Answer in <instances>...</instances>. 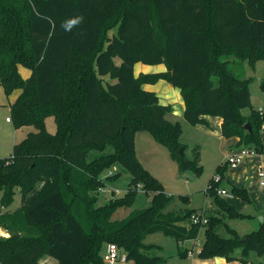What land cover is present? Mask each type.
<instances>
[{
    "label": "trees",
    "instance_id": "16d2710c",
    "mask_svg": "<svg viewBox=\"0 0 264 264\" xmlns=\"http://www.w3.org/2000/svg\"><path fill=\"white\" fill-rule=\"evenodd\" d=\"M76 17L81 23L66 30L65 22ZM231 55L251 64L264 59V0H0V82L7 94L21 89L12 104L16 127L36 129L0 158V225L14 232L0 235V264H36L45 254L57 264H102L100 251L109 242L127 261L166 264L146 252L144 237L163 231L184 242L198 239L202 228L200 259L264 264L248 259L250 250L264 255V222L245 236L227 224L231 237H224L220 221L206 212L207 223L191 221L194 209L164 212V186L135 153L136 133L147 130L181 169H201L179 151L185 147L181 123L168 117L172 106L144 87L160 79L180 89L189 123L208 125L204 115L219 116L224 137H239V148L264 153V111L242 114L251 104L250 80L228 65ZM138 62L164 63L167 70L136 75ZM50 114L54 133L45 125ZM106 143L113 153L88 159ZM115 161L129 170L132 183L124 196L95 206L105 186L100 175ZM227 169L228 163L219 165V184L211 179L207 190L234 218L240 213L215 190L222 180L230 183ZM230 184L247 197L246 186ZM140 187L152 192L153 205L114 219ZM17 190L21 205L11 209ZM183 220L189 225L179 224ZM237 247L241 257L234 255Z\"/></svg>",
    "mask_w": 264,
    "mask_h": 264
},
{
    "label": "rangeland",
    "instance_id": "374dc122",
    "mask_svg": "<svg viewBox=\"0 0 264 264\" xmlns=\"http://www.w3.org/2000/svg\"><path fill=\"white\" fill-rule=\"evenodd\" d=\"M228 65L234 70L238 77L241 79H249V90L251 96V104L242 110V114L248 116L253 110L259 107H264V90L261 83L264 79V59H258L253 64L248 60H242L234 55L225 56ZM156 69L153 71H161L166 68ZM20 66V65H19ZM24 69L25 67L22 66ZM20 68V67H19ZM136 67V72L138 73ZM27 70V68L25 69ZM26 72V71H25ZM22 75V73H21ZM23 76V75H22ZM146 89L152 87L158 89V93L163 99L165 97H174L172 88L174 87L168 81L161 80L158 84H149L144 86ZM171 87V88H169ZM169 88L170 91H167ZM19 91L21 89H18ZM16 91V92H19ZM16 92L7 94L4 86L0 82V158L9 157L14 149L16 143H20L30 131H36L33 126H20L16 127L15 120L12 113V101L14 100ZM169 95V96H167ZM170 120L181 124V133L179 141L185 147L184 153L186 159H191L197 162L201 169L197 171L195 167L188 169H181L178 161L173 158L168 146L156 140L153 133L147 130H139L135 137V153L138 160L148 171L160 180L164 186V190L168 195V201L165 204L164 212L183 213L187 210H204L206 213L214 216L220 221L218 225V232L224 237H231V229L236 230L241 236L258 229L259 219L257 217L260 211H264V187L261 186L259 180L255 177L257 174L258 166L253 168L248 163V159L256 158L248 157L244 164H239L233 168L228 164L226 177L231 178L234 182L243 181L239 173L242 168H247V197L235 194L232 191V186L227 180H222L215 190L217 196L224 197L236 210L240 213L239 216L231 218L228 211L222 206L216 204V199L211 196L207 188L210 180L213 179L215 184H219L214 179L217 174L218 167L221 163H225L228 155L236 151L232 145L233 139L230 137H223L219 128L215 125H193L189 123L184 117L178 118L173 115L168 116ZM9 118V119H8ZM13 118V119H12ZM248 123V122H247ZM249 124V123H248ZM46 129L50 133H54L57 129L54 115L50 114L45 119ZM249 131V128H245ZM115 151V147L111 143H106L102 148H93L89 154L88 159L109 155ZM242 165V166H241ZM109 172H112L109 174ZM105 183V186L100 191L99 198L95 202V206L107 203L114 197H122L126 193L129 185L132 183V175L129 170L119 161L113 162L107 167L100 175ZM226 189L232 193V197L223 196L219 190ZM91 194H95L93 191ZM1 198V193H0ZM21 193L16 191L15 200L10 206L11 209L18 208L21 205ZM153 205V194H149L145 189L140 187L137 196L128 207L119 208L114 219H121L128 216L135 210L144 209ZM0 208V212L4 211ZM179 224L189 225L188 220L180 221ZM6 225H0V235L10 236L11 231L8 230ZM205 239V228L200 230L198 240L193 241L194 250L193 255L186 254L185 247L191 245V241H184L179 243L177 239L163 231H155L147 234L144 237V243L148 246L146 252L152 256L162 257L166 264H198V253L202 247ZM100 254L104 251V247ZM243 252L242 247H237L234 251L236 257H241ZM248 259L254 262L264 263V255H258L255 250H250ZM242 264L240 261L227 262L222 258L211 259L209 264ZM36 264H57V260L49 255H43ZM105 264V263H102ZM117 264H135L133 260L129 259L126 262H119Z\"/></svg>",
    "mask_w": 264,
    "mask_h": 264
},
{
    "label": "crops",
    "instance_id": "0c3cea01",
    "mask_svg": "<svg viewBox=\"0 0 264 264\" xmlns=\"http://www.w3.org/2000/svg\"><path fill=\"white\" fill-rule=\"evenodd\" d=\"M162 64H164V63H161V64H145V63H141V62H138V63H136V65H135V69H136V67H138L137 68V71H138V73L136 72V70H135V74L136 75H139L140 73H157V72H163V71H166L167 70V67L164 69V70H161V71H156V72H147V71H153L154 70V68L153 67H155L156 66V69H158V68H160V69H162V68H164V66L162 65ZM165 65V64H164ZM166 66V65H165ZM20 68H19V71L22 73V75H23V77L24 78H28V77H30V75H31V70H29L28 68H27V70H25L26 69V67H25V69L22 67V65H20L19 66ZM26 71V72H25ZM161 80H164V79H160L159 81H157V84L161 81ZM165 81H167V80H165ZM149 84H151V83H147V84H145V85H149ZM155 84V83H154ZM144 85V86H145ZM172 85V84H171ZM169 88H171V87H169ZM169 88H166L167 89V91H170L169 90ZM149 90H152V91H155L158 95H160L159 93H158V89H153L152 87H149L148 88ZM16 91H19V90H15L14 92H16ZM13 92V93H14ZM170 92H172L173 94H174V97L172 98H170V97H165L164 99L161 97V96H159V98H160V102L162 103V104H170L171 106H172V108H173V110H172V113H170L168 116H171V115H173L174 117H178V118H181V117H183V112H184V109H185V102H184V100H183V97H182V95H181V92H180V89L179 90H177L176 88H172V91H170ZM17 94H15V96H13L14 97V100L12 101L13 103L16 101V99L18 98V96L20 95V93H21V90L19 91V92H16ZM167 96H169V95H167ZM12 103V104H13ZM204 118L208 121V125H204V126H216L217 128H219V130H220V133H222V122H223V119L221 118V117H219V116H211V115H204ZM197 125H203V124H197ZM223 136V135H222ZM224 137V136H223ZM231 139H233V142H232V145H234V148H237V149H239V147L237 146V142L239 141V137H230ZM236 149V150H237ZM233 152H235V151H233ZM246 161V160H245ZM245 163H248L249 165H251V167L253 168L254 166H262L263 168H264V153H261V154H258L257 155V157L256 158H251V159H248ZM243 165H246V164H244V163H242ZM242 166V165H241ZM247 168H242V171L239 173V176H242V178H244V179H242L243 181L241 182V181H238V182H234L231 178H229V177H227L228 179H229V181H230V183H232V184H235L236 186H238V187H241V186H243V185H245L244 183H245V180L247 179ZM255 177L259 180V178L257 177V174L255 175ZM247 181V180H246ZM259 213H264L263 211H260ZM258 213V214H259ZM259 221V220H258ZM188 241H191V245L190 246H187V247H185V251H186V254H188V249H190V248H192V247H194V244H193V240H188ZM179 243H183V242H179ZM203 244V243H202ZM202 248V247H201ZM189 255V254H188ZM215 258H222V259H225L224 257H215ZM212 259H214V258H212ZM199 262H198V264H209V262H210V260L211 259H207V260H202V259H200L199 258ZM226 260V259H225ZM228 264V263H227Z\"/></svg>",
    "mask_w": 264,
    "mask_h": 264
},
{
    "label": "built area",
    "instance_id": "2783aa9c",
    "mask_svg": "<svg viewBox=\"0 0 264 264\" xmlns=\"http://www.w3.org/2000/svg\"><path fill=\"white\" fill-rule=\"evenodd\" d=\"M259 110L261 112L264 111V107H259ZM255 155H257L256 150L248 147H240L235 152H231L228 155L225 163H228L231 167L235 168L239 164L244 163L248 157H253ZM111 173L112 172H109V174ZM257 177L259 178V183L261 184V186L264 187V168L262 166H259L257 169ZM214 179L219 181L221 179V176L219 174H215ZM219 193L223 196L232 197V193L228 192L226 189L219 190ZM190 219L193 223H207L208 221L204 210L193 212ZM193 250L194 247L188 249V254L193 255ZM102 257L106 264H117L119 262L127 261V254L125 252H121L119 246L114 242H109L106 244L104 251L102 252Z\"/></svg>",
    "mask_w": 264,
    "mask_h": 264
},
{
    "label": "clouds",
    "instance_id": "9594fccd",
    "mask_svg": "<svg viewBox=\"0 0 264 264\" xmlns=\"http://www.w3.org/2000/svg\"><path fill=\"white\" fill-rule=\"evenodd\" d=\"M81 20H82L81 17L73 18V19H71L69 21H66L65 24L63 25V27L66 30H69L70 31L73 26H76V25L80 24L81 23Z\"/></svg>",
    "mask_w": 264,
    "mask_h": 264
},
{
    "label": "water",
    "instance_id": "95a60500",
    "mask_svg": "<svg viewBox=\"0 0 264 264\" xmlns=\"http://www.w3.org/2000/svg\"><path fill=\"white\" fill-rule=\"evenodd\" d=\"M245 127H246V128H249V130H251V127H250L249 124H246ZM179 151H180L181 155L183 156V155H184L183 147H181V148L179 149ZM257 217H258V219H259V221H260L261 223L264 222V213H259V214L257 215ZM11 234H14V232L12 231ZM242 239H246V237H243Z\"/></svg>",
    "mask_w": 264,
    "mask_h": 264
}]
</instances>
